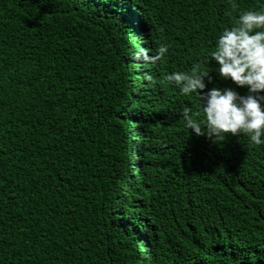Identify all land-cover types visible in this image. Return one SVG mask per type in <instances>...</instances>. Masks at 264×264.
Segmentation results:
<instances>
[{
  "label": "trees",
  "instance_id": "1",
  "mask_svg": "<svg viewBox=\"0 0 264 264\" xmlns=\"http://www.w3.org/2000/svg\"><path fill=\"white\" fill-rule=\"evenodd\" d=\"M236 3L0 0V264L264 262V143L194 135L163 79L246 94L206 64Z\"/></svg>",
  "mask_w": 264,
  "mask_h": 264
},
{
  "label": "clouds",
  "instance_id": "2",
  "mask_svg": "<svg viewBox=\"0 0 264 264\" xmlns=\"http://www.w3.org/2000/svg\"><path fill=\"white\" fill-rule=\"evenodd\" d=\"M236 8V0H231ZM170 45L161 43L155 54L144 50L138 57L155 63L165 56ZM210 59L218 66L220 78L230 79L237 87L246 88L241 95L232 87L207 88L211 82L205 62L197 60L188 70L173 71L164 80L179 88L181 94L195 95L199 100L196 111L185 105L180 115L196 136L211 138L246 134L256 145L264 143V9L246 10L235 18V23L216 37ZM153 81L151 74H146ZM207 90L205 91V89ZM203 119H199L201 111ZM197 119H193V117Z\"/></svg>",
  "mask_w": 264,
  "mask_h": 264
},
{
  "label": "water",
  "instance_id": "3",
  "mask_svg": "<svg viewBox=\"0 0 264 264\" xmlns=\"http://www.w3.org/2000/svg\"><path fill=\"white\" fill-rule=\"evenodd\" d=\"M238 264H264V262L259 260V261H256V262H254V263L240 262V263H238Z\"/></svg>",
  "mask_w": 264,
  "mask_h": 264
}]
</instances>
